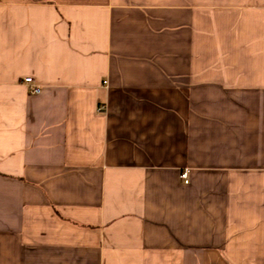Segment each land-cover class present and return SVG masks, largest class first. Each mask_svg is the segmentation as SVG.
<instances>
[{
  "label": "crops",
  "instance_id": "1",
  "mask_svg": "<svg viewBox=\"0 0 264 264\" xmlns=\"http://www.w3.org/2000/svg\"><path fill=\"white\" fill-rule=\"evenodd\" d=\"M0 264H264V0H0Z\"/></svg>",
  "mask_w": 264,
  "mask_h": 264
},
{
  "label": "built area",
  "instance_id": "2",
  "mask_svg": "<svg viewBox=\"0 0 264 264\" xmlns=\"http://www.w3.org/2000/svg\"><path fill=\"white\" fill-rule=\"evenodd\" d=\"M25 83L29 86L31 93H33V94H40L41 93V88L34 84V80L32 78H30V77L26 78ZM103 110H104V107H100L98 109V112H103ZM181 179H183L185 181V183H188L189 182L188 173H183L181 175Z\"/></svg>",
  "mask_w": 264,
  "mask_h": 264
}]
</instances>
